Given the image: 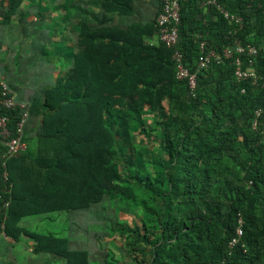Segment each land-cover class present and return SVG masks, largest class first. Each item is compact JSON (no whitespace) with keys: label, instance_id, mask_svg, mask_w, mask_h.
Here are the masks:
<instances>
[{"label":"trees","instance_id":"1","mask_svg":"<svg viewBox=\"0 0 264 264\" xmlns=\"http://www.w3.org/2000/svg\"><path fill=\"white\" fill-rule=\"evenodd\" d=\"M203 2L180 1V49L192 72L201 41L219 51L237 41L264 47V0H218L241 16V27ZM112 3L117 11L123 0ZM155 31V22L80 25L72 64L31 103L30 115L39 118V155L28 149L5 170L0 139V195L10 200L0 217H7L4 233L15 241L33 239L35 254L90 264L89 252L72 249L68 239L31 234L19 223L120 202L127 213L145 217L132 232L152 251L139 264H264V54L253 58L258 83L238 81L229 62L214 63L198 73L192 95L187 82L176 79L172 51L145 43ZM242 58L246 68L248 58ZM145 109L154 114V138L168 157L157 158L154 176L128 154L131 126H144ZM236 112L256 120L255 128L241 125ZM7 114L14 130L20 109ZM119 148L123 170L114 162ZM239 227L242 237L231 249ZM106 264L117 262L111 256Z\"/></svg>","mask_w":264,"mask_h":264},{"label":"crops","instance_id":"2","mask_svg":"<svg viewBox=\"0 0 264 264\" xmlns=\"http://www.w3.org/2000/svg\"><path fill=\"white\" fill-rule=\"evenodd\" d=\"M112 1L0 0V79L15 92L18 101L27 103L31 109L33 100L54 86L68 68L64 65L75 53L82 23L99 24L100 21V24L121 28L135 23L154 24L161 8V0H123L115 11ZM145 43L159 45L156 31L152 36H145ZM31 120L34 122L28 129L29 138L35 136L39 118L31 114ZM55 217L52 214L26 217L19 227L31 234L50 235L40 228L46 226L45 221L48 226H57ZM4 237L0 234V264L25 261L30 254L44 259L53 257L35 254V241L24 235L19 241ZM8 258L11 260L6 261Z\"/></svg>","mask_w":264,"mask_h":264},{"label":"rangeland","instance_id":"3","mask_svg":"<svg viewBox=\"0 0 264 264\" xmlns=\"http://www.w3.org/2000/svg\"><path fill=\"white\" fill-rule=\"evenodd\" d=\"M71 64L67 61L64 68L69 67ZM162 105L168 108L167 101H164ZM236 114L241 125L251 130L255 128L256 120H252L249 115H243L240 112H236ZM140 118L144 126H131L132 149L128 154L133 155L134 159L140 164L142 163L144 174L154 176V164L157 158L167 159L168 157L162 150L160 141L154 138L156 134L153 132L155 128L154 114L150 110L145 109V112L141 113ZM34 133L35 136L32 138L28 137V142L26 133L25 140L29 147V154L36 157L39 155L38 152L42 150V144L37 141L36 131ZM120 148L116 153L114 162L117 166L120 165L121 170H123L122 168L127 166V163L126 157H124L125 155ZM42 153H44V150ZM45 154H49V151ZM137 194H140L139 191ZM127 210L128 207L120 202L99 204L95 205L91 211L70 212L68 215L64 214L55 217V221L59 222L55 227L48 226L47 221H45L46 226L39 228L41 232L43 229L46 233L60 235L65 237V239L68 238V241L72 243V245L70 243L72 249L87 250L90 254V264H106V261H109L111 256L117 264H139L145 259H150L152 247L146 243H139L137 235L132 232L136 229V224L141 227V218L144 219L145 217L141 215L140 211L136 215L127 213ZM111 227L112 231H109ZM150 231L153 235L156 234L154 229H150ZM140 233L143 234V232ZM152 242L156 243V239H153ZM27 247H29L28 242ZM10 260L11 258H8L6 261ZM9 264L12 263L9 262ZM13 264H65V260L50 258L49 256L44 259V256L30 254V256H27V260L20 262L16 260Z\"/></svg>","mask_w":264,"mask_h":264},{"label":"built area","instance_id":"4","mask_svg":"<svg viewBox=\"0 0 264 264\" xmlns=\"http://www.w3.org/2000/svg\"><path fill=\"white\" fill-rule=\"evenodd\" d=\"M181 0H161V9L155 20L156 35L159 44L172 51V61L175 65L176 79L186 81L192 95H194L198 73L208 69L212 64H223L229 62L234 67V75L238 81L249 80L253 84L258 83L259 76L254 69L253 58L259 54H264V47H257L252 44L243 45L240 41L235 42L231 47H225L219 51L209 49L206 41L199 44V57L196 71L192 72L185 63V57L180 49V24H181ZM203 7H213L215 11L222 15L226 20L242 26V18L229 13L218 0H204ZM200 38V37H199ZM243 56H247V67ZM20 109V119L14 130H10V116L7 112ZM257 116L259 111L256 112ZM31 118L30 106L17 100L15 92L9 85L0 79V139L6 146V152L2 156L1 162L3 169H7V162L12 158H18L28 152V144L26 142V133L28 122ZM4 179H8V172H4ZM10 194V192L8 191ZM10 207V200L0 195V217L7 213ZM0 221V233L4 236L5 220ZM242 225V220L239 221ZM242 237V230L237 229V236L229 243V248L233 249Z\"/></svg>","mask_w":264,"mask_h":264}]
</instances>
